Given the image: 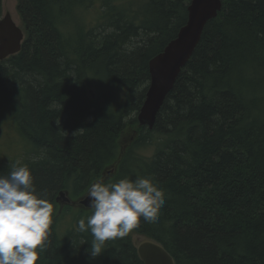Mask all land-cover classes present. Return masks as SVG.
<instances>
[{"label":"trees","instance_id":"obj_1","mask_svg":"<svg viewBox=\"0 0 264 264\" xmlns=\"http://www.w3.org/2000/svg\"><path fill=\"white\" fill-rule=\"evenodd\" d=\"M191 1L18 0L25 39L0 62V119L27 150L0 155V175L26 164L54 205L36 264H145L135 236L175 264H264V0H222L153 129L137 119L149 63L186 25ZM138 176L164 189L157 221L91 257L78 221L92 209L79 201L97 180ZM61 192L72 204L61 206Z\"/></svg>","mask_w":264,"mask_h":264},{"label":"clouds","instance_id":"obj_2","mask_svg":"<svg viewBox=\"0 0 264 264\" xmlns=\"http://www.w3.org/2000/svg\"><path fill=\"white\" fill-rule=\"evenodd\" d=\"M10 167L0 175V264H36L50 235L54 205L37 193L26 164ZM87 197L92 214L78 221V229L93 236L91 257L102 253L106 241L125 238L141 220L155 223L165 204L164 189L143 176L97 180Z\"/></svg>","mask_w":264,"mask_h":264},{"label":"water","instance_id":"obj_3","mask_svg":"<svg viewBox=\"0 0 264 264\" xmlns=\"http://www.w3.org/2000/svg\"><path fill=\"white\" fill-rule=\"evenodd\" d=\"M222 8V0H192L188 6V20L177 37L164 51L149 63L151 82L145 102L137 116L140 126L153 129L157 115L168 94L191 59L199 44L207 23L215 19ZM25 33L12 17L7 14L0 21V62L17 55L22 49ZM94 98V92L90 91ZM112 174L113 171H109ZM61 206L71 204L68 192H61L58 197ZM79 204L90 208L89 198L84 196ZM137 251L145 264H175L167 250L154 240L144 239L137 245Z\"/></svg>","mask_w":264,"mask_h":264},{"label":"rangeland","instance_id":"obj_4","mask_svg":"<svg viewBox=\"0 0 264 264\" xmlns=\"http://www.w3.org/2000/svg\"><path fill=\"white\" fill-rule=\"evenodd\" d=\"M126 1H130V0H125V2ZM134 1H139V0H134ZM17 5H18V0H2V7H3L2 18H4L7 14H9L16 23V25L22 28L21 19L17 10ZM99 9L100 6L96 5L89 12V16H90L89 23L91 26H94L97 21L98 14L100 12ZM6 116L7 115L4 114L2 115V118H6ZM8 118L7 121L10 122ZM7 121L4 119H0V155L9 160L22 158L25 155L27 148L24 146L23 141H21L20 136L14 130L13 126ZM129 138L130 135L125 136L126 140ZM153 152H154V148H150L147 150L140 151L139 154L142 156H152ZM144 239L146 238L135 236L134 242L136 245H138L140 241Z\"/></svg>","mask_w":264,"mask_h":264},{"label":"flooded vegetation","instance_id":"obj_5","mask_svg":"<svg viewBox=\"0 0 264 264\" xmlns=\"http://www.w3.org/2000/svg\"><path fill=\"white\" fill-rule=\"evenodd\" d=\"M108 171H106V173H104L105 175H108V173H107ZM72 204V203H71Z\"/></svg>","mask_w":264,"mask_h":264}]
</instances>
